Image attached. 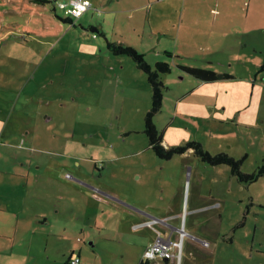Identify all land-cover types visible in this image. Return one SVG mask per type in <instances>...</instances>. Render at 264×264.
Wrapping results in <instances>:
<instances>
[{"label": "rangeland", "instance_id": "obj_1", "mask_svg": "<svg viewBox=\"0 0 264 264\" xmlns=\"http://www.w3.org/2000/svg\"><path fill=\"white\" fill-rule=\"evenodd\" d=\"M69 1L0 0V167L8 168L1 163L4 159L26 157L36 164L58 163L61 177H66L78 165L85 174L97 173L95 178L102 174L97 181H115L122 193L133 192V200L150 204L149 211L161 203L159 219L173 227L187 200V211L192 209L193 178L186 182L187 170L204 177L222 174L224 179L216 184L222 183L223 204L218 211L198 214L202 224L207 220L192 235L209 240L235 237L229 254L237 264H264V254L248 257L245 244L253 239L257 224L255 244L264 247V178L243 186L227 165L204 164L191 150L174 155L173 162L158 158L143 134L151 86L131 58L106 49L103 37L145 53L152 67L156 61L169 64L171 71L160 75L166 87L161 112L153 119L166 148L196 140L211 154L244 158L240 168L251 173L264 164V70L258 72L264 64V5L253 0L248 11L236 7L234 12L218 0H90L92 8L71 18L70 24L58 5ZM215 5L226 8L229 17L218 11L217 25L211 24L210 35L203 36L217 13ZM182 66L228 72L235 78L203 83ZM23 130L29 131L26 144L20 142ZM48 140L59 146L49 148ZM176 176L179 180L169 185L167 180ZM152 229L165 233L162 226ZM177 236L174 233L173 239ZM47 237L35 234L34 247L20 241L14 249L18 263L13 264H44L40 246ZM189 240L182 243L183 261ZM53 243L50 239L48 264H67L71 253L79 252L74 246L65 256L62 245L53 250ZM101 248L92 250L87 241L80 264H121L120 259L107 262V251Z\"/></svg>", "mask_w": 264, "mask_h": 264}, {"label": "crops", "instance_id": "obj_2", "mask_svg": "<svg viewBox=\"0 0 264 264\" xmlns=\"http://www.w3.org/2000/svg\"><path fill=\"white\" fill-rule=\"evenodd\" d=\"M218 1H221L223 6L234 12H236V7L241 11H248L253 3V0ZM259 1L264 5V0ZM226 2L231 4L226 5ZM218 11L221 12L222 16L226 14L225 17H229L226 8L213 6L215 15L211 16V23L202 31L203 36L210 35L212 31L211 24L213 26L217 25ZM179 19L181 23L184 22L181 17ZM259 24L260 22H258L255 29L259 30ZM261 31L264 34V22ZM164 52L165 54L166 52L171 53V56L168 57L173 56L171 51ZM217 53L219 52L217 51ZM24 131L21 133V144H26L28 139L29 131L26 133ZM13 139H15V136H12ZM31 140L33 139L31 138ZM39 140H42V137ZM20 142L16 143V145L19 146ZM48 142L50 143L49 140ZM58 144L56 142L51 146L50 143L49 148L56 149L59 146ZM51 149L50 153L52 155L58 154V150ZM77 157H80V155L77 154ZM173 157L169 160L170 162H173ZM24 158L10 161H5L4 159L1 162L8 168L0 167V254H3L0 255V264L18 263L14 257V249L20 246V241L22 240L26 242V246L34 247V235L38 233L49 237L40 246V248L42 247L41 260L44 261V264L52 261L51 255L47 252L50 239L54 242L53 250L54 246L62 245L64 250H61L60 253L65 256L67 250L77 246V249H79L78 254L72 252L74 249L70 252L77 255L80 263L83 258L84 244L88 241L92 250H96L102 244L101 249L107 251L102 252L108 254L106 255L107 262L120 259L121 264H141L142 253L159 236L161 240L169 239L173 243L180 244L181 247L174 248V257L170 261L156 259L145 264H237L233 255L229 254V252L233 253L235 249V237H216L209 240L199 239L192 235L197 231L196 228L198 229L207 220L203 218L202 224L198 219V214L210 209L218 211L223 204L224 197L222 195H224V192L220 189L222 183L216 184L217 179H224L221 176L222 174L211 173L204 177L198 171L192 174L189 169L187 170L185 173L186 182L188 183L189 178H193V187L190 194H194L192 209L187 211V200L186 211L179 217L178 226L173 227L169 224V221L162 218L159 219L162 207L159 206L161 207L159 208L158 205L161 203H156L153 206L154 212L149 211L148 209L151 208L149 203H144V206H142L143 203H139L136 199L133 200V192L130 191L126 193L127 195L122 193L123 191L119 189L115 181H112V183L97 181L96 178L102 176L100 173L95 178L94 174L97 173L90 172L89 175L85 174L77 165L75 167L76 172H72L70 176L67 174L66 176H69V179H67L65 176L61 177V172L58 168L62 167L58 163L36 164L35 161H27V158ZM93 165L95 170H97V164L93 163ZM56 171H58V175ZM63 179L69 182H65ZM178 180L176 176L171 181H167L169 185H175ZM230 181H233V179H230ZM164 187L166 188L165 184ZM164 207L166 205H163ZM247 214L249 213L245 212V215ZM245 215H243L242 219H246ZM217 216L218 219L222 218L220 212ZM192 217L194 220L190 221L189 225H186L188 218L191 219ZM214 222H218L221 225L219 221ZM256 222H258L257 219ZM154 226H162L165 233L162 234L160 229L155 231V228V230L152 229ZM149 227L152 231H149ZM178 229H182L187 234L184 239H180L179 234L176 232ZM174 233L178 235L175 239H173ZM258 233L259 230L256 224L254 226L253 239L245 242L248 249L247 254L250 258L254 256L257 258L264 254V252H260L264 250V247L262 248L261 244L258 246L255 244V235ZM187 238H191V240L187 244L188 250L185 254V261H183L181 257L183 254L182 243ZM203 241L208 244L207 247L202 245ZM4 248H6V251H4ZM84 264H94V262H85Z\"/></svg>", "mask_w": 264, "mask_h": 264}, {"label": "trees", "instance_id": "obj_3", "mask_svg": "<svg viewBox=\"0 0 264 264\" xmlns=\"http://www.w3.org/2000/svg\"><path fill=\"white\" fill-rule=\"evenodd\" d=\"M40 4L49 3L50 0H35ZM72 23L70 17H65L63 19ZM89 30H95L94 27H89ZM105 47L108 51L113 53L114 56L126 55L130 60L135 64V66L141 70L146 79L151 86V104L148 112L145 115L144 119V133L148 140L151 150L155 155L162 160H170L174 155L185 154L187 151L191 150L194 155L199 157L201 162L209 166H221L227 165L230 169V172L238 180L237 182L243 186H248L261 178H264V164L258 165L255 170L251 173H244L240 166L244 158L234 159L229 157L226 153L211 154L201 145L199 141H190L184 145L176 147H165L163 145V133H160L154 124V118L161 112L163 104V90L166 88L163 82L160 80V75L168 74L170 66L166 62H156L152 67L147 63L146 54L139 52L134 47L128 45L126 42H114L110 41L104 34ZM167 56H171L170 52H166ZM181 69L187 74L191 75L195 79L202 81L203 83H213L215 81L233 79V76L229 73H217L214 70L194 68L182 66ZM264 70V64L259 67L258 72ZM244 221V219H243ZM243 221L240 222V225L243 226Z\"/></svg>", "mask_w": 264, "mask_h": 264}, {"label": "built area", "instance_id": "obj_4", "mask_svg": "<svg viewBox=\"0 0 264 264\" xmlns=\"http://www.w3.org/2000/svg\"><path fill=\"white\" fill-rule=\"evenodd\" d=\"M59 8L63 10V14L70 18H79L84 12H87L89 9L92 8V4L89 0H71L69 3L60 2ZM67 178L69 176H66ZM180 239H184L187 234L182 230H178ZM203 246L206 247L208 244L203 241ZM181 247L180 244L173 243L169 239H160L159 238L150 243L146 249L145 253L142 257L141 264H145L146 262L153 261L156 259L170 261L174 257L173 250L174 248ZM69 264H80V260L77 255L72 254L69 259Z\"/></svg>", "mask_w": 264, "mask_h": 264}, {"label": "flooded vegetation", "instance_id": "obj_5", "mask_svg": "<svg viewBox=\"0 0 264 264\" xmlns=\"http://www.w3.org/2000/svg\"><path fill=\"white\" fill-rule=\"evenodd\" d=\"M179 230V229H178ZM178 230L176 231L178 233ZM179 234V233H178Z\"/></svg>", "mask_w": 264, "mask_h": 264}, {"label": "water", "instance_id": "obj_6", "mask_svg": "<svg viewBox=\"0 0 264 264\" xmlns=\"http://www.w3.org/2000/svg\"><path fill=\"white\" fill-rule=\"evenodd\" d=\"M177 231V230H176Z\"/></svg>", "mask_w": 264, "mask_h": 264}]
</instances>
